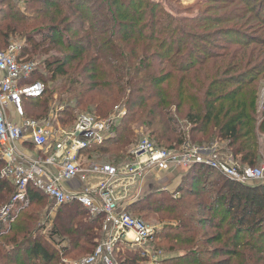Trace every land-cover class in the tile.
<instances>
[{"label": "trees", "instance_id": "1", "mask_svg": "<svg viewBox=\"0 0 264 264\" xmlns=\"http://www.w3.org/2000/svg\"><path fill=\"white\" fill-rule=\"evenodd\" d=\"M164 2L0 0V50L8 47L10 36H25L22 56L46 57L43 71L37 68L22 82L44 86L40 98L23 101L25 117L47 118L54 93L62 107L54 124L64 129L74 124L76 112L103 120L115 106L124 109L104 143L83 152L93 165L102 158L118 165L128 157L137 125L160 147L220 142V153L239 165L259 166L264 161V114L257 113L255 97H248L244 87L264 72V58L240 73L238 64L219 71L220 55L201 47V25L185 21ZM255 14L258 19L261 10ZM257 53L261 57L262 51ZM233 69L237 74L231 78L220 75ZM230 84L235 89L227 90ZM180 172L174 192L156 190L126 208L132 217L155 221L151 245L169 254L162 264H264V182L234 183L203 166ZM15 192L0 178V210L9 207ZM28 195L25 205L13 207L0 220V264L79 260L103 239V216L91 217L78 203L61 206L48 232L51 240L59 239L53 256L37 243L46 224L40 211L31 209L49 199L33 188ZM206 230L214 233L207 237ZM223 257L229 261H218ZM118 259L123 264L147 260L129 249L121 250Z\"/></svg>", "mask_w": 264, "mask_h": 264}, {"label": "built area", "instance_id": "2", "mask_svg": "<svg viewBox=\"0 0 264 264\" xmlns=\"http://www.w3.org/2000/svg\"><path fill=\"white\" fill-rule=\"evenodd\" d=\"M21 45L10 44L0 50V178L15 187L9 207L0 211V220L9 217L13 207L25 205L29 188L44 194L50 206L59 208L80 204L91 217L103 216V239L94 251L66 264H123L119 252L138 250L141 256L156 261L149 250L156 228L127 213V206L140 198L144 184H155L172 172L193 166L207 167L238 184L264 182V161L256 167L241 166L232 158H221L215 149L184 141L177 148H164L149 138L140 139L129 151L127 161L118 165H93L83 152L100 146L110 136L111 128L121 119L118 108L107 119L77 117L72 127L62 129L27 119L23 101L40 98L44 86L40 82L23 85L38 68L34 60L22 58ZM11 108L20 124L8 116ZM27 139L38 150L34 159L26 160L18 149ZM56 168L54 175L48 168ZM81 181L80 189H66L62 183ZM90 181V182H89ZM160 189V188H159ZM165 189V188H162Z\"/></svg>", "mask_w": 264, "mask_h": 264}, {"label": "rangeland", "instance_id": "3", "mask_svg": "<svg viewBox=\"0 0 264 264\" xmlns=\"http://www.w3.org/2000/svg\"><path fill=\"white\" fill-rule=\"evenodd\" d=\"M164 3H165L164 7L166 9H172L173 11L178 13L180 17L185 19V21L187 20L190 21L194 19L198 24L201 25L199 33L202 35V39L205 40L201 44V47H204L203 49L208 53H216V55H220V57L218 58L221 59V62L217 64V68L219 71L222 72L225 69L228 70L229 66L234 67V65L238 64L242 67L240 68L237 65V70H239L238 73H240L242 71L248 70L249 67L254 66L256 63H258L261 59L264 58V0H165ZM259 10H261V14L260 16H257L259 17L257 19L255 12ZM34 38L38 39L39 41L38 37H34ZM10 44H19L21 45V49H23V47L27 45V38L25 36H18V35L10 36L8 46ZM254 45H258V46H254ZM223 51H225V54ZM253 51H255V54H253ZM258 51H262V54L260 55L261 57H257ZM221 54L224 55L221 56ZM21 56H22V52H21ZM22 58L26 59V57L23 56ZM31 59L35 60L38 64V69L40 71H43L42 62L46 59V57L42 56L38 58L35 56ZM249 61H251V63ZM237 70L233 69L232 71H228L229 73L227 75H222V74L220 75L222 77L231 78L233 75L237 74ZM248 81L250 82V80ZM47 85L48 87H52V85L54 84H47ZM228 89L230 90L235 89V86L230 84L227 87V90ZM244 89H245V94L248 97H253V96L255 97L256 100L255 106L257 108L256 109L257 113L264 114V72L261 73L253 83H249L248 85H246ZM52 97H53L52 98L53 101L50 102L51 111L49 112V115L47 116V118L39 120V122L56 128L57 125L54 124V119H56V114L58 111L62 110V107L58 105L59 104L58 94L54 93ZM116 108H118L119 111L123 112L122 115L123 117L125 110L120 108L119 106H115L113 108V111L110 113V115L114 113V109ZM25 112H26V116H28L27 107L25 109ZM76 113H77L76 114L77 117L80 115H86L93 118L92 115L90 116L88 113H84V112L82 113L76 112ZM179 116H178L179 118L178 121L180 125L181 126L185 125V122L180 118L181 116L180 117ZM121 119L119 120V122L121 121ZM72 126L73 124L70 127ZM60 127L64 129L61 125ZM133 129L135 131V136H136L135 142L133 143L134 145L140 139L143 138H149L150 140H152L150 137V133L147 131V129L137 125H135ZM212 147L215 149V151L218 152V155L221 158H225V159L230 158L227 157V153L224 152L225 153L224 154V153H220L219 151L222 150V148L224 147L223 143L215 142ZM212 147H208V148H212ZM93 161L97 162L95 160ZM126 161H127V157L123 159L120 162V164ZM97 164L112 165L109 162H107L106 158H102L101 160H99V162H97ZM182 173L183 172H178V171L172 172L166 178L159 176L155 184H144L140 198L150 192L156 190L158 191L162 188L168 189L170 192H174L177 186L179 185V182H181V181L176 182L175 181L177 179L176 177H179L181 179ZM31 209L39 210L42 216L41 219L42 223L46 224V228H44L42 231V237L41 239H39L37 243L43 244L44 247L49 251V253L53 255L52 250L56 248L58 249L60 248L57 245L59 239L55 237L53 238V240H51L52 238L49 236L48 232L51 226V221H53V219L56 216L57 208H53L52 206H50L49 202H43L39 206L31 207ZM143 220L148 225L153 226L155 228L157 227L155 221L152 220V218L144 217ZM205 233L206 236L209 237L214 233V231L206 230ZM51 241L52 242L54 241L53 247L50 246ZM212 247L213 245L212 246L209 245L208 249H212ZM149 250L153 252L156 261L154 262L152 259H147L143 264H162L163 259H165L169 255L164 251H162V248L160 246L159 248H156V246L151 245L149 246ZM218 259H219L218 261H222V262L229 261V259L224 257ZM65 261L72 262L76 260H67L63 258L58 260V264L59 263L66 264Z\"/></svg>", "mask_w": 264, "mask_h": 264}, {"label": "crops", "instance_id": "4", "mask_svg": "<svg viewBox=\"0 0 264 264\" xmlns=\"http://www.w3.org/2000/svg\"><path fill=\"white\" fill-rule=\"evenodd\" d=\"M0 76H1V74H0ZM8 116H9L10 120L12 121V123L17 124V125L20 124V120L16 117L14 111L11 108L8 109ZM18 149H19L20 153L22 154V156L26 160L34 159L36 157V155L39 153L38 150L34 147V145L27 139L20 141V143L18 144ZM56 170H57L56 168H52V167L50 168L49 167L46 172L48 175L52 176L55 174ZM176 178L177 179L175 181L179 182L180 178L179 177H176ZM62 186L66 189H70V188L80 189L81 187L84 186V184L81 181L75 179L70 183H62ZM94 264H102V263L100 261H98Z\"/></svg>", "mask_w": 264, "mask_h": 264}]
</instances>
